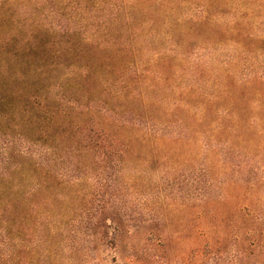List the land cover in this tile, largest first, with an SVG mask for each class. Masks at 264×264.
<instances>
[{
  "label": "trees",
  "instance_id": "1",
  "mask_svg": "<svg viewBox=\"0 0 264 264\" xmlns=\"http://www.w3.org/2000/svg\"><path fill=\"white\" fill-rule=\"evenodd\" d=\"M152 1L153 16L133 14H147ZM152 1L21 0L43 16L27 36L9 33L19 22L0 3V122L42 147L0 160V264H264V15L229 0V72H217L222 40L203 39L197 24L218 30L208 11L227 2ZM252 2L264 13V0ZM83 15L103 27H87ZM222 98L229 106H217ZM221 153L229 154V202L227 192L215 199L200 188L197 231L182 250L164 214L132 215L116 198L130 174L144 177L139 169L156 163L151 180H134L151 187L153 205H167L158 204L167 186ZM90 180V206L59 205L68 202L62 187ZM42 187L53 197L41 202Z\"/></svg>",
  "mask_w": 264,
  "mask_h": 264
},
{
  "label": "rangeland",
  "instance_id": "2",
  "mask_svg": "<svg viewBox=\"0 0 264 264\" xmlns=\"http://www.w3.org/2000/svg\"><path fill=\"white\" fill-rule=\"evenodd\" d=\"M6 0H0L1 2H5ZM21 0H7V2L10 3V5L13 7L14 9V16L16 18V20L19 22V27L18 28H13V30L9 31V33L11 34H16L18 32V30H22V34L23 36H27V32L29 30H32L34 23L33 20L34 18L36 19L35 21H39L41 20L40 18L43 19L42 13L41 11L38 12H33V11H29V10H25V9H21L19 7V3ZM152 0H149V2H151ZM216 2H221V0H214ZM247 2V6L248 8H252V14H250V17H255L256 15L261 16L264 15V13L262 12L263 10V6L260 5V2H256L255 4H253L252 0H245ZM223 2H227V4H216L213 5L212 7H210V10L208 8V12H209V17H211L213 20H216L218 22V30H211L210 26L206 25V24H197L200 27V33L203 37V39L205 38H209L211 36H213L215 39H220L222 40L221 42V49L217 50V54H220V58L224 59L225 62L223 64H215V67L217 68V72H219V70H221L222 68L228 70L229 72V18L230 16H232V8L229 7V0H224ZM151 9L148 8L147 9V14H138V9H132L133 14H137V16H141L145 19H148L149 17L153 16L154 13L152 12V9L154 7H156L158 5V3L156 1H152L151 3ZM55 8H60L59 4H54ZM80 10H83L82 8H80ZM95 9V11L93 13H91L92 15L98 16V13L100 10ZM247 10L245 9L243 12L240 13H247ZM197 10L193 11V13H196ZM35 14V15H32ZM101 14H105V17H108L110 13H108L106 10L103 11V13ZM114 15V13H112L111 17ZM40 16V17H39ZM247 17H245L246 19ZM89 19V20H88ZM252 21L253 19L250 18ZM54 20L53 15H50L48 17L45 18L44 21L49 22ZM63 20V19H62ZM94 20V19H93ZM92 18L90 19V17L88 16H84L83 15V23L86 24V26L91 27L92 25H94L97 28H101L103 26L99 25L100 19L97 17L96 21H93ZM159 20H163V18L161 16H159ZM261 21L260 19L255 20V27L258 26H262L260 24ZM82 22V19L79 21H72L71 25L74 26H78L80 25ZM108 22H110V24L113 25V27H117L120 26L121 22L119 21V19L116 20H108ZM160 22L158 21L157 24L155 25H160ZM190 24L189 22L183 23L182 26L186 27L185 25ZM222 28H227V31L222 30ZM225 43V44H224ZM132 58H134V56H132ZM130 57V55H126V60H131L132 59ZM135 59V58H134ZM129 61H127L128 63ZM128 67L132 66V61H130L127 64ZM228 68V69H227ZM234 71V73L237 76H240L237 70L232 69ZM116 74L120 75L121 72H117L114 71ZM124 74H128V73H124ZM243 75V73H242ZM113 77H115L116 75L113 74ZM210 78H214V76H211ZM226 83L229 84V78L226 80ZM140 84V82H136L134 84V86L137 88V85ZM123 84L118 85L119 87H114L117 89L118 92L124 94V92H126L125 88L122 87ZM121 90V91H119ZM219 104H217V106H229V99L228 98H222L219 101ZM112 106H114L112 104ZM128 106V105H127ZM9 125V127H8ZM7 126L4 124V122H0V160L3 157H6L7 154L17 151L19 149H23L25 147H29L30 144L27 143L23 137L24 132L27 133V131H25L24 129H20V130H12V125L8 124ZM8 128V129H7ZM21 132V133H19ZM30 149H42V147L40 146H30ZM42 153V152H41ZM41 153L39 152V156L41 155ZM223 156V157H222ZM19 157H16V160H21ZM221 160V162H220ZM138 161H142V159L139 158ZM208 166V168H210V172H200L201 167H205ZM158 165L156 163L152 164V168H148V167H141L140 172L144 175V177L138 175L140 180H151L152 176H153V171L154 169H157ZM200 168H198L195 172H193L191 175H189L185 180H181L177 183V185L175 186V188L173 187H168L165 188L164 192L165 193H169L170 197L168 198H164V202H163V198H159L158 200L159 203H166L167 205L163 204L162 206H159L156 204L153 205L154 200L152 199V189L150 186H147L143 183H138L136 180H134L135 178H138L133 174H130L128 176V180L127 182H122L120 183V193L118 196H116V198L118 200H122L120 201L122 204H125V207L129 208V213L136 214V213H140L139 216H141L142 218H146L148 217L149 214H153L150 213L152 212V210H154L156 208V210L159 213L164 214V217L167 218V220L169 222H171V225L169 226V230L170 232L176 233V235H179L181 238L179 239L180 244L178 247H180V249L182 250L183 248H185L186 244H187V237L188 235H191L192 237L193 234L196 233L197 229L195 227L196 224V217H197V211H198V207L197 204L198 202V193L201 191L200 188H207V192H209L210 196L214 197L215 199H220L221 198V194L222 192H227L228 193V202H229V181L230 178L232 176H230L229 174V154L226 155H222L219 154L218 156H204V158H202L200 160ZM2 169V166L0 164V170ZM199 170V171H198ZM80 173H84V170L82 168L77 170ZM203 174V175H202ZM127 175V174H126ZM198 175V176H197ZM81 186H77L76 188H72L69 186H65L62 187V189L60 190L63 193H66L68 196V202H63L62 200H60L59 205H72L76 206L78 203H84L86 204V206H90V204L93 202L94 200V196L91 194L93 192L94 188V183L93 181H88V182H83L80 183ZM204 186V187H203ZM137 187V188H136ZM43 188V187H42ZM81 189V191L78 193L77 190ZM75 190L77 191V193L75 192ZM139 190V191H137ZM52 192L48 189L43 188L42 190H38L36 193L37 199L39 201H47V198L53 197V194H51ZM233 191L232 189L230 190V194H232ZM105 197V195H104ZM154 198V197H153ZM96 201V200H95ZM77 203V204H76ZM43 205V204H42ZM182 206L181 209H179V207ZM220 206L217 205V209H219ZM78 211V210H77ZM126 214H128V211H126ZM156 216V214H154ZM155 232H158V229H155ZM39 255V252H35L34 253V258H35V262L37 260V256ZM195 263V261H194ZM192 263V264H194Z\"/></svg>",
  "mask_w": 264,
  "mask_h": 264
}]
</instances>
